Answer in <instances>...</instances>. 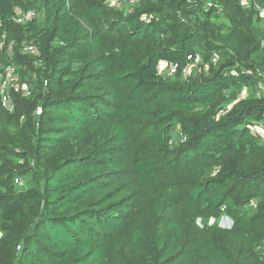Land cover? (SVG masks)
<instances>
[{
    "label": "trees",
    "instance_id": "1",
    "mask_svg": "<svg viewBox=\"0 0 264 264\" xmlns=\"http://www.w3.org/2000/svg\"><path fill=\"white\" fill-rule=\"evenodd\" d=\"M249 1L0 0V70L30 90L12 111L0 96V264H264V0ZM194 54L200 71L158 72Z\"/></svg>",
    "mask_w": 264,
    "mask_h": 264
},
{
    "label": "built area",
    "instance_id": "2",
    "mask_svg": "<svg viewBox=\"0 0 264 264\" xmlns=\"http://www.w3.org/2000/svg\"><path fill=\"white\" fill-rule=\"evenodd\" d=\"M239 1L244 7H247L250 4L249 0H239ZM254 8L258 11L260 15L264 16V7H261L256 3H254ZM37 16H39V13H37L33 9H27V10H22L20 8L15 9V21L20 24L31 21ZM142 19H146V16L143 15ZM3 40L4 38L0 42L3 43ZM8 49L10 51V45L8 46ZM23 51L28 53H36V54L38 53L37 48L32 44H25L23 46ZM186 59L187 62L181 68H179V65L177 63L161 61L159 62L157 67L158 72L160 74L172 75L176 73L177 70L180 69L182 75L184 77H187L191 73L201 70V57L199 54L187 55ZM217 59H218V54L212 53L210 57V62L215 63ZM206 67L207 64H204L202 66V69H206ZM230 73L232 75H237V70L232 69ZM242 73L248 74L249 70L242 69ZM257 87L258 90L262 89V85L260 83L257 85ZM14 92H21L22 95L25 96L30 94L28 83L26 81L20 80L19 74L15 71V68L13 66L6 65L5 67H3V69L0 70V96H1V105L8 111H12L14 109L13 100L11 98V94ZM230 106L231 104H228L225 109L220 110L219 115L225 114ZM34 112L35 114L41 113L40 107H37ZM250 128L252 132L259 134L261 140L264 142V123H257L251 125ZM173 140L174 142L176 141L182 142L185 140V136L181 132H179L178 136ZM17 182L19 184H22V180H18Z\"/></svg>",
    "mask_w": 264,
    "mask_h": 264
},
{
    "label": "rangeland",
    "instance_id": "3",
    "mask_svg": "<svg viewBox=\"0 0 264 264\" xmlns=\"http://www.w3.org/2000/svg\"><path fill=\"white\" fill-rule=\"evenodd\" d=\"M111 1L112 3H115V4H118L120 7H122L124 10H127L131 4L135 1V0H109ZM258 17H259V23L264 27V16L260 15L258 13ZM264 45V43H263ZM247 88L246 87H243L241 89V91L238 93V96L237 98L233 101H237L239 98H243L245 97V95L247 94ZM229 104H232V103H229ZM176 131H177V126L175 128V130L173 131V134H172V138L175 139L176 138ZM178 136V134H177ZM214 221L213 218H209L208 219V223L207 224H211L212 222ZM218 222V225L223 227V228H229L231 226V219L228 218L226 215H222L221 217L218 218L217 220ZM196 223L201 227L202 226V222L200 220H197Z\"/></svg>",
    "mask_w": 264,
    "mask_h": 264
}]
</instances>
